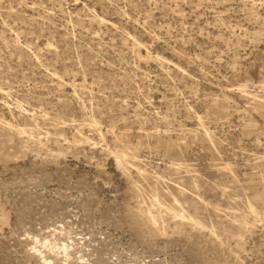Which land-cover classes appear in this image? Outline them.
<instances>
[{"label":"rangeland","instance_id":"rangeland-1","mask_svg":"<svg viewBox=\"0 0 264 264\" xmlns=\"http://www.w3.org/2000/svg\"><path fill=\"white\" fill-rule=\"evenodd\" d=\"M0 220V264H264V0H0Z\"/></svg>","mask_w":264,"mask_h":264},{"label":"bare ground","instance_id":"bare-ground-1","mask_svg":"<svg viewBox=\"0 0 264 264\" xmlns=\"http://www.w3.org/2000/svg\"><path fill=\"white\" fill-rule=\"evenodd\" d=\"M251 210H252V209H251ZM252 212H254V211H252ZM252 212H251V213H252ZM253 214H254V213H253ZM253 216H254V215H253ZM171 217L174 218V219H178V220H179V221H177V222L175 223V227H174V229H175L176 232H181V231H183V230H184V226L186 225V223L190 224L192 227L197 228V229H198V228H199V229H203V228H204V225H203L200 221H198V220L195 219L193 216L189 215L188 213H186V212H184V211H181V212H179V213L174 212V213L171 214ZM149 218H150V220H151L153 223L156 222L154 216H152L151 213H149ZM1 224H3V221H2V220H0V225H1ZM226 232H227V231H226ZM210 234L213 235V236L217 235L214 229L210 230ZM62 247H63V246H62Z\"/></svg>","mask_w":264,"mask_h":264}]
</instances>
